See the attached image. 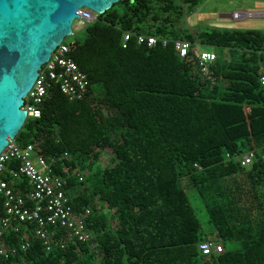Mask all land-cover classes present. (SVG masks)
<instances>
[{
	"label": "trees",
	"instance_id": "obj_1",
	"mask_svg": "<svg viewBox=\"0 0 264 264\" xmlns=\"http://www.w3.org/2000/svg\"><path fill=\"white\" fill-rule=\"evenodd\" d=\"M202 1L120 0L69 43L89 80L86 94L70 100L51 89L14 141L53 159L72 210H90V238L68 239L53 227L46 250L34 223H16L18 231L0 236V245L15 248L0 264H264V30L199 35L219 49L213 81L172 42L131 37L122 46L124 32L195 41L176 22L183 6ZM246 152L253 157L243 166ZM4 178L15 192L31 189L24 176ZM2 203L0 193V220ZM207 240L224 250L202 254Z\"/></svg>",
	"mask_w": 264,
	"mask_h": 264
},
{
	"label": "built area",
	"instance_id": "obj_2",
	"mask_svg": "<svg viewBox=\"0 0 264 264\" xmlns=\"http://www.w3.org/2000/svg\"><path fill=\"white\" fill-rule=\"evenodd\" d=\"M80 20L83 25L92 23L96 16L91 10L80 8ZM233 16L239 17L240 13L234 12ZM75 21V20H74ZM131 37H135L139 45L152 46L157 42L165 46L172 42L173 47L181 58L190 57L197 65L199 72L210 80H214L210 66L216 59L214 51L200 49L195 41L186 39L171 40L167 37H158L148 34H132L124 32L122 46ZM70 44L65 39L52 51L48 61L41 65L38 76L33 86L23 99L22 109L26 111V119L38 118L40 105L48 98L53 88L67 96L70 100L81 99L87 92L89 80L77 63L69 56ZM264 85V75L260 77ZM253 157L252 152H246L239 156L241 165H247ZM11 159L18 161V167L8 168L7 162ZM48 159L34 152L32 144L26 146L18 145L14 140H9L8 145L0 152V193L3 195L2 206L4 216L0 220V236L8 228L18 231L16 223L32 222L36 225L35 234L43 240L46 250L51 249V237L54 235L53 227H62L67 231L68 239L75 238L85 242L90 238L85 228V216L90 210L86 208L84 213L77 215L68 203L65 194L66 178L60 177L52 172L51 162ZM12 178L24 176L31 189L24 194L15 192L4 178V172ZM79 181L83 180L81 172L75 173ZM52 228V229H51ZM64 241L60 245L64 246ZM22 249L28 246L27 241L20 244ZM202 254L210 252L221 253L224 248L221 243L203 241L199 244ZM15 248L0 245V261L13 253Z\"/></svg>",
	"mask_w": 264,
	"mask_h": 264
},
{
	"label": "water",
	"instance_id": "obj_3",
	"mask_svg": "<svg viewBox=\"0 0 264 264\" xmlns=\"http://www.w3.org/2000/svg\"><path fill=\"white\" fill-rule=\"evenodd\" d=\"M120 0H0V152L26 121L23 99L52 51L73 34L80 8L97 16ZM264 15V13H248ZM207 39V33H200ZM248 42L239 41L243 48Z\"/></svg>",
	"mask_w": 264,
	"mask_h": 264
},
{
	"label": "rangeland",
	"instance_id": "obj_4",
	"mask_svg": "<svg viewBox=\"0 0 264 264\" xmlns=\"http://www.w3.org/2000/svg\"><path fill=\"white\" fill-rule=\"evenodd\" d=\"M234 12L240 13V16L238 18L233 16ZM248 13H264V0H203L193 8L183 6L182 19L176 24L194 36L200 49L217 51L219 49L200 41L198 38L200 33H208L212 30H264V15H247ZM83 27L80 20H75L72 24L74 32L65 38V42L81 40L84 37ZM110 151L111 149H106L101 155L105 162L108 161ZM96 262L99 264V261Z\"/></svg>",
	"mask_w": 264,
	"mask_h": 264
},
{
	"label": "crops",
	"instance_id": "obj_5",
	"mask_svg": "<svg viewBox=\"0 0 264 264\" xmlns=\"http://www.w3.org/2000/svg\"><path fill=\"white\" fill-rule=\"evenodd\" d=\"M242 15H245V14H242ZM248 15V14H247Z\"/></svg>",
	"mask_w": 264,
	"mask_h": 264
}]
</instances>
